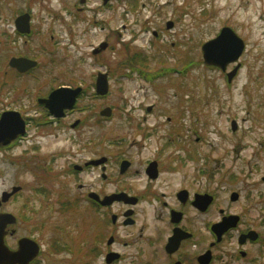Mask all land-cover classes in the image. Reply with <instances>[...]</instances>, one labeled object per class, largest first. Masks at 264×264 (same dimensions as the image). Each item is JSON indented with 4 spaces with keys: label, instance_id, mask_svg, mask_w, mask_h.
Segmentation results:
<instances>
[{
    "label": "rangeland",
    "instance_id": "obj_1",
    "mask_svg": "<svg viewBox=\"0 0 264 264\" xmlns=\"http://www.w3.org/2000/svg\"><path fill=\"white\" fill-rule=\"evenodd\" d=\"M77 1L70 0V7ZM93 1L100 4V0ZM31 3L37 4L32 16L40 33L33 46L38 49L40 68L37 77H2L0 72V111L13 108L35 115L36 97L45 96L57 85L81 86L90 93L92 77L97 72L107 75L110 92L103 99L89 97L85 92L80 104H87L89 111L74 114L70 121L86 119V123L69 130L68 137L48 135L38 141L28 137L15 148L0 151V213L15 217L17 222L12 226L18 229V237H36V219L42 218L48 224L40 239L44 245L47 238L56 235L70 237V250L53 257L43 255L38 264H85L77 244L82 236L91 233L93 223L87 206L81 203V177L70 172L64 178L56 174L65 161L56 160L52 182L42 184L37 178V166L45 162L36 154L58 150L57 154L64 150L70 153L69 163L94 155L112 158L119 152L134 163L139 159L144 164L158 153L166 173L163 176H173V184H183L182 180L196 182L200 192L216 196L215 222L221 208L224 214L242 216V226L246 224L264 239V0H118L112 10L106 7L99 11L102 28L82 24L78 19L72 33L67 32L70 19L64 12L69 0ZM24 5L18 0H0V69L4 50L8 56L30 49L29 42L11 44L1 35L4 31L12 34L14 19ZM48 15L52 22L41 25L40 18ZM170 21L173 26L167 28ZM224 26L245 43L238 59L241 67L231 83L219 68L203 63L201 52L202 45L215 38ZM102 42L113 50L92 55ZM233 63L227 65L226 72ZM133 65L143 73H130ZM157 73L165 76L154 83L139 79ZM124 75L132 78L114 80ZM149 106L152 111L147 114ZM107 107L113 111L111 118L97 113ZM232 121L236 123L235 130L231 128ZM137 122H143L145 131L151 133L142 141L145 146L140 150L136 145L129 147L134 139L141 138L135 134L140 132L135 129ZM125 133L129 134L128 140L118 146L116 138ZM92 177L88 172L87 180ZM14 187L19 191L1 203L2 193ZM232 192L238 195L236 202L229 200ZM43 203H50L49 210L43 209ZM107 211L102 212L105 225ZM159 211L145 203L138 210V221L147 226L146 234L161 233L163 221L153 220ZM103 234H109L104 225ZM249 253L259 257L257 264H264V241L261 247L250 248ZM143 262L140 258L135 264ZM120 264L134 262L127 258Z\"/></svg>",
    "mask_w": 264,
    "mask_h": 264
},
{
    "label": "flooded vegetation",
    "instance_id": "obj_2",
    "mask_svg": "<svg viewBox=\"0 0 264 264\" xmlns=\"http://www.w3.org/2000/svg\"><path fill=\"white\" fill-rule=\"evenodd\" d=\"M18 1L20 4L25 2V9L14 19L13 35L7 34L6 31L2 32L1 35L5 36L6 40H9L7 42L11 44H17L19 40L21 44L29 42L30 49H25L24 51L8 56L5 54L4 50L2 52L3 57L1 59L3 63L0 72L2 77H6L8 74L11 77H37L36 72L38 68H40V63L36 59L38 49L36 46H33V42L38 38L40 31L36 30L37 27L34 26L35 18L32 16L33 8L37 6V4L31 3V0ZM117 1L118 0H100V4H96L95 1L91 2V0H78L77 4H73V7H70L69 0V5L64 7V12L70 19L67 32L72 33L74 31V21L78 19H80L82 24L94 28H96V26L102 28L101 25L103 24V20L98 18L99 11L106 7L112 10V5ZM48 20L52 22L51 15L46 16V18H40L39 22L41 21V25H44L45 21ZM11 40L14 42H11ZM51 40H53V37H51ZM107 49L113 50V47L107 42H102L92 50V55L97 56L98 54L105 53L108 51ZM17 59L34 61L36 65L25 71H19L17 67L11 65V61ZM141 70L136 71L133 65L132 68L129 69V72L139 75L143 73ZM101 74L104 73L97 72L94 77H92L94 83L90 93H88V89L85 87L78 86L80 91L75 98L72 109L62 108V104L65 103L64 100L56 99L51 103V106L57 110V114H55L50 112L49 108L41 102V100L48 99L49 95L58 88H78L69 85H57L52 87L45 96L36 97L37 109L34 110L35 115L23 114L20 110L13 108L1 110L0 115L6 111H16L20 113L26 128L25 132L21 134L14 143L8 147H0V151L5 153L7 150H11L18 146L28 137L35 140L37 138V141L48 135L54 138L61 135L68 137L69 130H77L83 127L86 123V119H76L71 122L70 118L79 112L85 110H87V112L89 111L87 104H80L85 92L89 97L97 99L106 98L110 93L107 91L106 94L101 95L97 92V78ZM158 74L160 73L154 76ZM105 77H107L106 74ZM131 78L132 77L126 75L125 77H114V80H129ZM161 78L162 77H139V79H145V81L150 83H154ZM107 109L109 112L107 118H111L113 111L108 107L105 110ZM151 111V106L146 108L147 114ZM102 112L101 109L98 110L97 113L101 115ZM135 129L140 130V132L137 131L135 134L136 136H141V138L139 141L134 139L129 147H134L136 145L135 148L140 150V147L145 146L142 141L145 140V138H149L151 133L145 131L143 122H137ZM46 130H51L54 134L52 135L51 131ZM127 135L129 134L125 133L122 137L116 138L117 143H119L118 146L123 145V143L128 140ZM92 141L93 140L90 139L89 142ZM114 146L116 147L117 145ZM56 152L59 153L60 150L36 154V156H41L42 162H45V165H42V167L39 165L37 166L40 168L37 171V178L39 180L41 179L40 183L42 184L48 181L52 182L54 178L53 169L55 168L56 160L59 159L65 161L66 165L58 169L59 173H56L57 176L64 178L68 175V172H70L75 176L81 177L83 183L81 182L78 187L82 191H80L81 194H83L81 203L87 206L90 213L89 215L93 220L91 233L82 236L80 245H78L79 243L77 244V248H79V250L81 249L79 252L85 264H97V259L100 264H120L127 258H129L131 262H134V264L136 261L140 260V258H143V264L259 263V257L250 255L249 249L262 246L264 241L262 235L256 230L247 227L246 224L242 226V222L244 221L242 216L224 214L225 212L221 208L218 211L221 216L219 220L215 222L213 215L216 196L209 191L200 192L196 182L187 183L186 180H182L181 182H184L183 184H173V176H167L171 179L163 176L165 171L162 170L160 154L157 153L155 158L146 160L144 164H142L139 159L134 163L130 157L127 158L124 153L119 152L112 158L103 155H94L79 163H69V152H66V150L62 151V154H57ZM88 172L89 174H93V177L87 180L86 176ZM162 182H165V186L162 185ZM36 188L38 189L37 186ZM232 193L229 195V200ZM204 196L211 197L210 201H208L209 199L207 197L205 199ZM74 201L76 200L74 199ZM104 201L107 202L105 203ZM236 201L237 200L231 202ZM143 203H145L147 207H158L160 209L158 215L154 216V218L152 217L155 221H163L164 226L160 234H146L147 226L145 227L142 223H139L138 210ZM49 208L50 203H43V209L49 210ZM113 209L116 212H113ZM38 210H40L39 206ZM104 210H108L105 213L108 215L106 225L105 222L103 223L102 218V212H104ZM231 215H235L238 218L235 226L228 228L218 237L214 232L215 224L220 223L223 218H227ZM36 220L37 223L33 232L36 234L38 232L39 234L36 235V237L32 235V237L29 238L37 244L38 254L28 264H38V258L43 255L53 257L60 251L70 250L71 240L67 234L65 235L66 238L59 235L51 239L47 238L46 241H44V245L40 239L43 233L42 229L48 224H46V220L43 218L42 220ZM103 225L106 232L109 233L108 235L103 234ZM126 229L136 230L137 233L133 234L132 232H127ZM177 229H180L182 233L175 234V230ZM6 231L4 244L11 251H14L18 248L19 239L24 236L18 237V229L12 225L7 226ZM119 231L122 233L121 235ZM152 255H154V257Z\"/></svg>",
    "mask_w": 264,
    "mask_h": 264
},
{
    "label": "water",
    "instance_id": "obj_3",
    "mask_svg": "<svg viewBox=\"0 0 264 264\" xmlns=\"http://www.w3.org/2000/svg\"><path fill=\"white\" fill-rule=\"evenodd\" d=\"M166 26L167 28H171L172 23L168 22ZM244 48V41L230 27L224 26L220 29L215 38L208 40L202 45L201 52L203 62L207 66H214L225 72L229 63H235L238 61ZM11 65L17 67L19 71H25L26 69L35 66L36 62L26 59H17L14 61L12 60ZM239 66L240 64H237L231 72L227 73L229 81L236 74ZM96 89L101 95L107 93L108 85L105 74L98 76ZM79 91V88H58L49 95L48 99L41 100V102L49 108L50 112L57 114V110L51 106V103L56 99H63L65 103L62 104V108L70 109L73 106ZM108 114V109L101 113V115L105 116H108ZM24 128V120L18 112L7 111L3 113L0 117V145H6L17 138L18 135L23 134ZM231 128L232 130L236 129L235 121H232ZM19 189V187H14L11 192H3L1 202H6L13 194L18 192ZM206 197L207 196H204L205 199ZM207 198L209 199L208 201H210L211 197ZM237 198V193H232L230 200L235 201ZM237 220L238 218L236 216L223 218L220 223L215 224V234L220 237V235L228 228L235 226ZM15 221L16 219L12 214L0 213V264H28L38 254L37 244L27 237L19 239L18 248L14 251H11L4 244V236L7 233L6 227L14 224ZM179 233H182L180 229L175 230V234Z\"/></svg>",
    "mask_w": 264,
    "mask_h": 264
}]
</instances>
